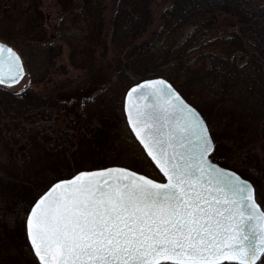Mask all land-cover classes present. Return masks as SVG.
Here are the masks:
<instances>
[{
    "label": "trees",
    "instance_id": "1",
    "mask_svg": "<svg viewBox=\"0 0 264 264\" xmlns=\"http://www.w3.org/2000/svg\"><path fill=\"white\" fill-rule=\"evenodd\" d=\"M154 1L56 0L80 26L70 32L60 27L46 38L38 2L3 0L0 39L19 52L32 82L38 73L45 77L61 41L69 47V64L83 69L85 78L43 93L0 85V264H37L24 212L49 176L118 163L114 135L127 125L125 90L153 73L168 78L201 111L216 144L214 161L261 186L264 3L165 0L155 24ZM218 44L234 52L222 55L213 50ZM224 143L237 150L234 162L216 156Z\"/></svg>",
    "mask_w": 264,
    "mask_h": 264
},
{
    "label": "snow or ice",
    "instance_id": "2",
    "mask_svg": "<svg viewBox=\"0 0 264 264\" xmlns=\"http://www.w3.org/2000/svg\"><path fill=\"white\" fill-rule=\"evenodd\" d=\"M23 75L0 41V85ZM123 111L156 176L121 163L49 176L24 212L37 264H264V185L214 162L201 111L156 73L126 88Z\"/></svg>",
    "mask_w": 264,
    "mask_h": 264
},
{
    "label": "rangeland",
    "instance_id": "3",
    "mask_svg": "<svg viewBox=\"0 0 264 264\" xmlns=\"http://www.w3.org/2000/svg\"><path fill=\"white\" fill-rule=\"evenodd\" d=\"M33 1L38 2L39 7L43 11L44 20L42 26L43 30L45 31L46 38L52 33L58 34L60 27L64 28L66 32H70L76 27L80 26V22L75 16L65 14L64 11H61L60 6L56 2V0ZM258 1L264 3V0ZM2 2L3 0H0V10ZM165 4V0H155L152 3V9L155 14V24L158 22L157 18L159 10ZM62 19L64 20V23L60 25V21ZM39 39L42 41L45 40V38L41 37H39ZM213 50L222 55H229L234 52V49L231 46L223 44L216 45L215 47H213ZM68 51V45L64 41H61V53L55 58V60H53V64L48 66V68L46 69L45 77L41 79L38 73V75H36L37 78L34 82L31 81L27 72V67L23 61V58L21 57L24 63L25 74L17 84L11 86L10 88L20 89L25 86H31L37 92L43 93L55 89L56 86H58L59 88H69L71 86H74L77 81L83 80L85 78V72L83 69L74 68L69 64ZM243 57L244 56H241L239 59L243 60ZM35 62H37V59L35 60ZM61 66L65 67V73L59 72L62 69ZM115 131H117V133L114 135V140L117 143V150L113 155L114 161L125 165H132L138 169H143L145 170V174H152L155 177L158 170L155 169L150 160H146L144 158L142 154V147L139 145L137 140H135L127 125H122L120 128L117 127ZM216 154V156L218 157H224L226 160L234 162V160L237 159L238 152L237 150L232 151L228 144L224 143L222 146L220 145V147L216 151ZM211 156L214 160L213 153L211 154ZM261 185H264V179L261 182ZM257 264H259V262H257Z\"/></svg>",
    "mask_w": 264,
    "mask_h": 264
},
{
    "label": "water",
    "instance_id": "4",
    "mask_svg": "<svg viewBox=\"0 0 264 264\" xmlns=\"http://www.w3.org/2000/svg\"><path fill=\"white\" fill-rule=\"evenodd\" d=\"M0 41H2V40H0ZM2 42H4V41H2ZM4 43H6V42H4ZM8 44V43H7ZM10 45V44H9ZM11 46V45H10ZM12 47V46H11ZM17 51V50H16ZM24 74H25V69H24ZM24 76V75H23ZM22 76V77H23ZM22 77H20L19 78V80L17 81V83L22 79ZM16 83V84H17ZM15 85V84H14ZM1 86H6V85H1ZM11 86H13V85H11ZM11 86H6V87H11ZM125 117H126V114H125ZM126 122H127V120H126ZM128 125V124H127ZM128 128H129V130H130V127H129V125H128ZM133 134V133H132ZM133 136H134V134H133ZM138 142V141H137ZM139 143V142H138ZM141 146V145H140ZM142 147V146H141Z\"/></svg>",
    "mask_w": 264,
    "mask_h": 264
}]
</instances>
